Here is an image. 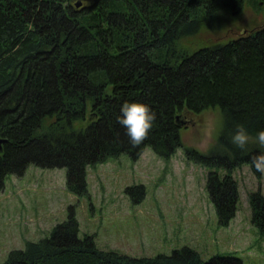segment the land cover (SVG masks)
<instances>
[{"label":"trees","instance_id":"1","mask_svg":"<svg viewBox=\"0 0 264 264\" xmlns=\"http://www.w3.org/2000/svg\"><path fill=\"white\" fill-rule=\"evenodd\" d=\"M245 5L259 10L264 0H0V189L8 175L23 176L34 165L65 169L67 190L86 196L88 166L122 154L135 161L146 148L167 160L182 147L184 118L218 108L215 143L207 152H184L208 170L206 191L219 226L227 227L238 203L234 170L247 164L262 177L250 160L260 150L254 134L264 128V25L196 49L185 40ZM124 101L147 103L155 113L138 145L117 121ZM237 122L253 133L244 150L229 140ZM135 191L138 204L144 188L125 189ZM249 204L252 225L264 236V197L250 193ZM0 264L242 262L203 260L188 246L152 257L102 250L93 235L78 236L70 207L48 236L26 241Z\"/></svg>","mask_w":264,"mask_h":264},{"label":"rangeland","instance_id":"2","mask_svg":"<svg viewBox=\"0 0 264 264\" xmlns=\"http://www.w3.org/2000/svg\"><path fill=\"white\" fill-rule=\"evenodd\" d=\"M263 25L264 8L245 5L239 15L207 24L185 42L196 49ZM184 121L182 147L167 160L146 148L135 161L122 154L88 166L86 196L67 190L63 168L29 165L23 176L8 175L0 189V262L26 241L48 236L72 207L78 236L93 235L102 250L152 257L188 246L203 260L220 255L242 264H264V236L252 225L249 204L250 193L259 191L264 197V174L257 179L247 164L234 170L237 211L227 227H220L205 187L208 170L188 160L184 148L207 152L221 132V111L209 109ZM129 186L144 188L140 203L131 201L138 191L125 193Z\"/></svg>","mask_w":264,"mask_h":264},{"label":"clouds","instance_id":"3","mask_svg":"<svg viewBox=\"0 0 264 264\" xmlns=\"http://www.w3.org/2000/svg\"><path fill=\"white\" fill-rule=\"evenodd\" d=\"M155 119L151 106L140 101H124L117 115V121L124 126L133 145L143 142ZM252 138L253 133L241 122H237L234 130L229 133L230 143L240 150L246 149ZM254 138L260 150L251 156L250 163L258 173L264 174V128L258 129Z\"/></svg>","mask_w":264,"mask_h":264},{"label":"water","instance_id":"4","mask_svg":"<svg viewBox=\"0 0 264 264\" xmlns=\"http://www.w3.org/2000/svg\"><path fill=\"white\" fill-rule=\"evenodd\" d=\"M77 6H79V3L77 4ZM3 142H4V140L0 139V152L2 150L1 145H2Z\"/></svg>","mask_w":264,"mask_h":264}]
</instances>
